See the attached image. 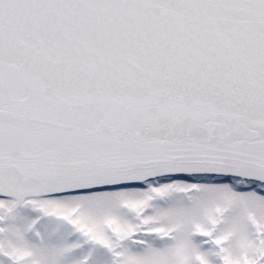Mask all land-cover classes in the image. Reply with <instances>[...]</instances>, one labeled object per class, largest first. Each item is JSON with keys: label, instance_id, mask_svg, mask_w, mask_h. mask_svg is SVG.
Segmentation results:
<instances>
[{"label": "snow or ice", "instance_id": "obj_1", "mask_svg": "<svg viewBox=\"0 0 264 264\" xmlns=\"http://www.w3.org/2000/svg\"><path fill=\"white\" fill-rule=\"evenodd\" d=\"M0 264H264V0H0Z\"/></svg>", "mask_w": 264, "mask_h": 264}]
</instances>
